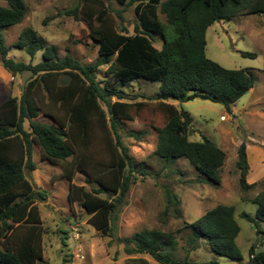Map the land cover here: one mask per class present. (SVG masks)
Here are the masks:
<instances>
[{"label": "trees", "instance_id": "1", "mask_svg": "<svg viewBox=\"0 0 264 264\" xmlns=\"http://www.w3.org/2000/svg\"><path fill=\"white\" fill-rule=\"evenodd\" d=\"M0 1L6 3L0 6L2 66L13 77L25 72L32 74L20 99H9L0 107V264H39L44 260L46 231L38 202L45 194L36 191L26 175V172L36 170L34 145L41 148L47 161L66 163L67 167L63 168L69 180L79 171L88 173V182L96 183L98 188L88 191L71 185L68 199L71 203L81 204L90 217L89 224L104 237H113L117 232L121 208L139 173L145 172L136 170L129 149L119 137L114 145L107 144L112 152L110 161L89 169L88 148L95 122L106 133L110 124L116 134L120 119H131L128 111L132 105L121 102L124 94L101 87L97 80L96 72L101 66L108 65L109 73L121 86H128L139 78L160 83L154 100L168 119L164 127L157 129L158 146L154 154L166 166L185 159L203 176V180L199 178L201 183L220 187L226 153L205 137L202 141L191 140L192 118L176 103L210 101L223 106L229 115L234 114L236 104L250 93L256 82L252 71L229 70L207 57V31L216 22L264 14V0H115L125 6L137 3L135 11L140 24L133 35L126 28L118 30L108 22L110 8L103 2L80 0L81 3L73 10L65 11V15L83 19L90 25L101 58L90 66H84L70 56L61 58L58 48L43 42L32 28H25L13 47L31 58L42 52L43 61L33 65L11 58L4 30L21 24L28 14V7L24 0ZM88 2L99 5L97 14L90 15L81 7ZM117 15L124 21L121 13ZM159 15L165 17V23ZM155 37L161 38V49L155 47ZM241 54L255 57L248 52ZM64 77H68L67 82ZM41 91L47 94L48 103L34 98ZM111 97H116L117 101L111 103ZM101 102L108 107L107 113ZM49 103L63 109L65 117L61 119L52 113ZM40 112L50 115L58 125L37 121ZM26 122L29 130L25 127ZM238 154L236 166L240 185L247 191L255 185L247 182L250 165L244 144ZM167 198L164 215H168L170 207L179 214L177 195L167 190ZM251 203L257 207L255 215L244 212L241 218L253 225L261 240L264 236V191ZM235 214L233 206L218 205L197 221L186 224L183 229L190 234L186 242L187 254L181 261L167 254L174 253L179 246L175 233L145 229L133 238L121 241L125 254L130 257L126 264H150L144 256L158 264H219L217 261L199 263L190 260V253L200 249L202 241L216 255L242 261L237 243L241 228ZM261 242L250 247L248 264H264ZM69 262L66 258L63 264Z\"/></svg>", "mask_w": 264, "mask_h": 264}, {"label": "rangeland", "instance_id": "2", "mask_svg": "<svg viewBox=\"0 0 264 264\" xmlns=\"http://www.w3.org/2000/svg\"><path fill=\"white\" fill-rule=\"evenodd\" d=\"M99 1L103 2L106 8H110L108 22L118 30L126 28L130 35L135 33V28L140 24L135 11L137 3L125 6L115 0ZM24 2L28 7L24 21L4 30L11 58L33 65L43 61L42 52L31 58L24 51L13 47L22 31L32 28L43 42L58 48L61 58L70 56L84 66L95 64L101 59L99 45L92 37L89 23L65 15V11L76 8L81 3L80 0ZM5 5V2L0 1V6ZM82 6L90 15L97 14L100 9L97 3L88 2ZM118 13L123 15L124 21L117 17ZM159 16L165 23V17ZM206 39V55L209 59L229 70H250L256 82L250 93L236 104L232 116L223 106L210 101L176 103L179 109L188 112L192 118L193 130L190 139L202 141L205 137L226 153L220 187L201 183L199 178L203 180V176L187 160L179 159L176 163L166 166L154 154L158 146L157 129L164 127L168 119L160 104L154 100L158 95L160 83L139 78L128 86H121L109 73V66H101L96 72L97 80L101 87L115 89L124 94L121 102L132 105L128 111L131 119L121 118L116 134L110 124L106 133L102 126L95 122L92 128V143L88 148L89 169L93 170L98 164L110 161L112 152L107 144L114 145L119 137L129 149L136 170L145 174L139 173L136 183L131 187L126 203L119 213L117 232L113 237H104L89 224L90 217L81 204L71 203L68 199L71 185L90 191L98 188L97 184L89 183L88 173L80 171L69 180L63 168L67 167V164L47 161L42 156L41 148L34 145L33 162L36 164V170L26 172V175L36 191L45 194V198L39 199L38 202L46 231L44 260L39 264H63L66 258L70 261L68 264H126L130 257L125 254L121 241L131 239L145 229L175 233L179 246L174 253H165L181 261L187 254L186 242L190 234V231L183 228L218 205L235 208V217L241 228L237 243L243 260L234 261L218 256L208 248L205 241L201 242L200 249L190 253V260L199 263L217 261L219 264H248L250 247L264 240V236L260 240V236L256 235L253 225L241 218L244 212L255 215L257 207L251 201L264 191V14L216 22L208 29ZM162 43L160 37H155L156 48L161 49ZM242 52L255 54V57H244ZM67 79L68 77H64L63 80L67 82ZM30 80L32 74L28 72L13 77L3 68L0 59V107L9 99H20ZM34 98L38 102L41 99L44 103L49 102L47 94L42 91ZM116 101V97L110 98L111 103ZM100 104L107 113L106 104ZM49 106L58 118L65 117L63 109L55 107L52 103H49ZM36 120L58 125L44 112H40ZM25 127L29 130L28 122ZM243 144L250 165L247 182L249 185H255L247 191L240 185V173L236 166L238 150ZM167 190L177 195L180 201L179 214L174 207H170L168 215H164L168 202ZM261 244L264 246V241ZM144 257L150 264H158L149 256Z\"/></svg>", "mask_w": 264, "mask_h": 264}]
</instances>
